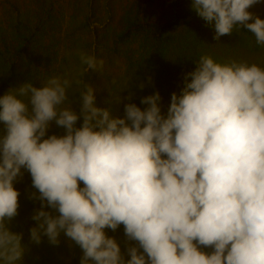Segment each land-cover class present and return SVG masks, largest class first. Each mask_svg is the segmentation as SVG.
<instances>
[{
	"label": "clouds",
	"instance_id": "1",
	"mask_svg": "<svg viewBox=\"0 0 264 264\" xmlns=\"http://www.w3.org/2000/svg\"><path fill=\"white\" fill-rule=\"evenodd\" d=\"M191 2L214 22L217 40L243 28L264 46V19L248 10L260 0ZM81 61L103 67L95 56L82 53ZM188 76L167 117L156 93L141 100L146 109L129 103L124 118H112L81 80L77 114L72 81L59 76L0 95V262L25 254L21 234L5 224L17 215L13 182L24 168L59 213L40 210L39 229L55 245L63 232L82 249L83 264H124L104 231L119 225L142 249L129 248L127 264H264V68L203 56ZM53 121L63 136L48 135ZM39 229H31L37 244Z\"/></svg>",
	"mask_w": 264,
	"mask_h": 264
},
{
	"label": "rangeland",
	"instance_id": "2",
	"mask_svg": "<svg viewBox=\"0 0 264 264\" xmlns=\"http://www.w3.org/2000/svg\"><path fill=\"white\" fill-rule=\"evenodd\" d=\"M11 1L0 0V69L6 62L5 53L13 38L12 27L30 24L31 33L38 40L34 38L31 50L34 66L24 68L28 73L23 74L22 84L30 81L42 87L53 76L69 79L72 81L68 89L69 106L73 102V111L82 89L77 80L93 87L95 106L108 109L112 118H124L125 105L129 103L139 106L141 92L148 89L150 83L163 84L171 94L156 93L163 107L161 114L167 117L176 86L180 84L183 93L189 82L185 81L190 77L188 73L195 70L194 62L201 57L209 56L221 64L235 60L264 68V46L257 44L251 32L239 28L232 35L217 40L214 22L200 18L191 0H13L20 10H11ZM42 2H46L47 7L52 4L48 7L53 15L49 23L59 27L55 34L53 31V35L48 33L43 38L37 36L34 29L42 10L38 5ZM248 10L264 19V10L257 4ZM131 24L141 25V29L125 38ZM82 53L103 61V67L98 71L87 69L81 61ZM157 67L168 70L163 74L153 73L152 69ZM53 134H65V129L57 127L54 121L48 131V135ZM21 173L13 182L14 188L22 191L20 197L30 192L39 200L40 194L33 187L30 173L24 168ZM38 209L55 210L47 206ZM104 231L120 246L124 264L130 259L129 248L137 247L142 252L138 242L125 235L123 225L115 231L108 228Z\"/></svg>",
	"mask_w": 264,
	"mask_h": 264
},
{
	"label": "trees",
	"instance_id": "3",
	"mask_svg": "<svg viewBox=\"0 0 264 264\" xmlns=\"http://www.w3.org/2000/svg\"><path fill=\"white\" fill-rule=\"evenodd\" d=\"M46 2L39 3V9H42L39 13L40 19H38L35 23V32L37 36H41V38L45 37L50 33L51 35L55 34L56 31H58V26H53L51 23H49V19L53 16L49 10L48 7L51 8L52 4H48V7L45 5ZM10 9H19L15 3V1H11L9 4ZM56 16H58L56 14ZM32 26L30 24L20 25L12 27V34L13 38H11V45L10 47H7L8 50L6 51L4 59L6 62L2 65V68L0 69V95L7 94L11 89L16 88L17 85L22 84L21 79L23 74H26L24 72V68L28 66H34L35 60L32 59V48H33V42L34 38L32 32ZM141 25L137 24H131L127 31L125 32L124 37L129 38L133 32L138 31ZM54 31V32H53ZM61 31V28H60ZM53 32V34L51 33ZM62 32V31H61ZM30 33V34H29ZM38 40L37 38H35ZM19 43V45H18ZM45 53V52H44ZM45 53V57H46ZM38 63V62H37ZM36 63V64H37ZM199 61L194 62L195 69L198 67ZM36 70V67H35ZM168 69L163 67H157L156 69H152V72H158L163 74L165 71L167 72ZM1 73L3 77H1ZM152 73V74H153ZM84 74V71H83ZM190 81L191 77H188L185 81ZM165 83V82H163ZM83 87V85H82ZM148 88V87H147ZM156 91H161L160 94L163 95H170L171 93L164 87L163 84L157 85V83H150V86L148 89L144 88L141 92V100L148 96H153L156 94ZM80 92V91H79ZM175 93L179 96L182 94V87L179 84L176 86ZM140 100V107L142 110L149 107V105L142 104ZM158 106L160 107L162 111V105L158 101ZM80 100H79V93L77 96V105L75 112L77 114L80 113ZM83 123V117L81 116L80 120L77 122V127H80ZM0 133H4L3 126L0 125ZM3 134V135H4ZM82 182L80 184V187L83 188ZM22 192V191H21ZM19 192V193H21ZM38 194V193H37ZM32 196V193L28 192L23 197H18V209H17V215L13 217L11 220L5 219L6 226L14 233L21 234L22 240L21 243L25 248V254L21 261L16 262V264H83V251L77 245L74 241H71L69 238H67L63 232H61L59 239V244L55 245L52 244L49 240V238L44 235L43 229H39V224L42 222L34 220L33 217L37 214L38 211H40L38 208L42 206H47L46 201H42L41 199L35 200ZM49 212L53 213L52 216H58L59 213L56 210H50ZM32 228H38L39 229V235H40V243L37 244L32 238H31V229ZM110 236V234H109ZM201 251H204L205 253L211 254L213 251L212 248H205L202 246H199ZM0 264H3V262H0ZM87 264H95V261L89 260Z\"/></svg>",
	"mask_w": 264,
	"mask_h": 264
},
{
	"label": "crops",
	"instance_id": "4",
	"mask_svg": "<svg viewBox=\"0 0 264 264\" xmlns=\"http://www.w3.org/2000/svg\"><path fill=\"white\" fill-rule=\"evenodd\" d=\"M257 7L260 8V10H264V0H260V2L257 3Z\"/></svg>",
	"mask_w": 264,
	"mask_h": 264
}]
</instances>
